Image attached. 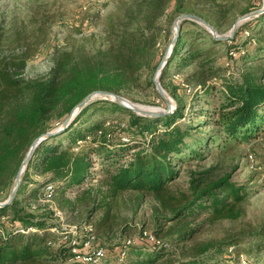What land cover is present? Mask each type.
Here are the masks:
<instances>
[{"label": "trees", "instance_id": "16d2710c", "mask_svg": "<svg viewBox=\"0 0 264 264\" xmlns=\"http://www.w3.org/2000/svg\"><path fill=\"white\" fill-rule=\"evenodd\" d=\"M172 1L135 0L136 17L127 16L130 21L125 25L115 26L113 23L110 26L112 32L116 28L120 32L113 41L109 40L105 50L99 51L94 57L84 54L57 57L50 72L41 78H20L27 66L25 56L16 58L11 63L7 60L0 61L1 203L6 202L11 195L21 164L37 138L55 130L57 124L62 125L74 108L90 94L104 91L119 95L133 81V62L145 58L146 48L143 43L147 37V26L151 27ZM175 1V9L180 13L184 0ZM212 1L218 0H210ZM203 18L210 22L208 18ZM263 19L264 13L246 22L244 27L255 31L260 25H251ZM188 22L191 20L182 21L181 28ZM192 24L198 25L193 21ZM198 29L203 33L207 32L200 26ZM250 31L245 32L251 33ZM191 36L192 34H184L181 29L170 62L185 59L180 58V51L191 40ZM149 39L155 45V39L151 36ZM233 42L230 51L240 57L246 52L247 43L250 44V41L237 44V39ZM220 43L224 42L212 39V44ZM196 56L197 54L185 60ZM166 68L167 66L161 80L166 74ZM140 69V65L136 67V71ZM262 73L263 70L261 72L255 69L244 74L242 81L227 85L223 92L219 91L217 101L208 97L210 92L215 93L214 89L208 90L206 96L202 97L206 101V108L197 114L196 124L179 123L185 119V106L180 101L177 102L174 113L160 118L138 116L107 100L95 101L83 108L63 132L44 140L36 148L16 197L11 204L0 208V264L78 261L97 249L104 251L101 261L113 257L114 251H118V259L107 260L108 264H119L126 258L129 262L125 264H162L174 255L163 242H140L153 247V252H142L141 249H131L136 242L128 245V240H124L109 251L103 246L96 249L84 248L79 242L73 246L74 240L68 232L55 237L50 232L57 228L56 224H48L47 220L28 212L29 206L42 198L50 185L54 191L60 187L68 193L82 191L85 186L95 182V191L102 196L99 207L107 209L98 224L105 237L113 231V227L109 225L110 212L117 207L119 199L124 195L136 194L138 207L143 206L149 198L159 204L162 212L167 215L161 218L172 224L165 236L177 245L193 240L201 226L189 227L188 224L202 215H208L211 221L238 219L249 193L246 188L233 184L229 176L210 180V171L192 172L190 195H174L172 188L181 174V168L205 161L214 148L229 149L232 145L258 138L264 131ZM199 93L193 91V101ZM155 95L162 100L157 92ZM100 104L110 114H126L130 119L128 127L132 130L131 136L136 139L132 140L126 130L120 129L124 122L117 118L93 119V115L104 109ZM116 126L120 129L119 133H116ZM32 176L46 178L47 182L36 185L30 182ZM195 176L198 178H193ZM33 184L36 186L28 192V187ZM90 189L84 190L78 201L92 194L93 190ZM162 227L163 225L157 226L155 235L153 234L159 241ZM128 229V226H122L119 233L121 239ZM53 239L59 241L56 251L53 250ZM245 241L232 240L218 244L213 252L202 250L190 259L165 264L237 263L241 255L264 250V225L261 230L252 234L250 244L246 247L243 246ZM74 247L77 253L73 252Z\"/></svg>", "mask_w": 264, "mask_h": 264}, {"label": "rangeland", "instance_id": "374dc122", "mask_svg": "<svg viewBox=\"0 0 264 264\" xmlns=\"http://www.w3.org/2000/svg\"><path fill=\"white\" fill-rule=\"evenodd\" d=\"M182 4L184 7L178 13L175 9L176 1L173 0L164 13L154 20L151 27L147 26V37L143 43L146 48L145 58L133 62V81L120 91L119 96L129 101L131 105L145 108L144 110L146 108L152 111L166 110L167 105L164 100L158 99L155 95L153 80L162 58L167 56L166 74L160 82L175 106L172 113L177 107V102L180 101L185 106V119L179 123L189 125L196 124L197 114L206 108V101L202 97H205V93L211 88L215 93L210 92L208 97L217 101L220 96L219 91L226 90L229 84L239 83L243 75L248 72L255 69L261 72L263 70L261 75L264 78V19L251 25V27L260 25L255 31L244 27L246 22L260 16L250 15L264 9V0H218L217 2L184 0ZM183 14L194 15L204 21L203 17L208 18L210 20L208 23L216 34L221 38L229 39L217 40L224 43L212 44L214 37L209 29L191 20L180 27V32L182 29L187 36L192 34L191 40H188L180 51V58L186 59L196 54L197 56L189 60L176 59L170 62L171 51L176 45L173 41L175 39L178 41L180 38L175 23ZM127 16L136 17L135 0H0V61L7 60L11 63L12 60L25 56L27 66L21 72L20 78L23 80L41 78L50 72L57 57L66 54L94 57L99 51L105 50L109 40L113 41L120 32L118 28L112 32L110 26L113 23L115 26L129 23L130 19ZM192 21L198 25H193ZM198 26L207 32L203 33ZM150 36L155 39V45L149 39ZM234 39H237V44L250 41L241 57L230 51ZM139 65L141 69L136 71ZM193 91L200 92L195 101H193ZM102 98L104 96L95 97L96 101L104 100ZM99 106L104 109L93 115V119L117 118L125 123L121 124L120 129L126 130V134L131 136L132 130L128 127L130 119L126 114L121 112L110 114L104 105ZM60 126L61 124H57L56 129ZM120 129L116 126V133H119ZM131 138L136 139L132 136ZM250 155L255 158V163L248 160ZM128 160L126 157V161ZM205 171H210L208 175L210 180L229 176L233 184L246 188L249 196L242 204L243 212L238 219L211 221L208 215H202L197 220L191 221L189 227L201 226V228L192 241L183 245L174 244L165 236L172 224L161 218L167 215L162 212L159 204L149 198L143 206L138 207L136 194L124 195L119 199L117 207L110 212L109 225L113 227V231L108 237L103 236L98 224L104 218L107 209L99 207L102 204V196L96 193L95 182L85 186L82 191L67 193L60 187L52 193L45 190L44 196L33 202L28 212L42 217L48 224H56L57 228L51 229L50 232L55 237L62 232H68L72 239L80 244L93 239L90 247L96 249L103 246L109 251L124 240H136L137 244L131 249L153 252L151 245H144L140 241L138 243L137 240L145 232L155 235L157 226L163 225L160 228L162 231L160 243H166L174 255L162 264L176 263L179 259H190L202 250L213 252L218 244L232 240L245 239L243 246L246 247L250 244L252 234L261 230L264 225V131L258 138L232 145L229 149L214 148L205 161L191 163L181 168V174L172 188L173 194L190 195L192 172ZM30 178V182L36 185L47 182L46 178L39 176ZM34 184L28 187V192L36 186ZM90 188L93 190L92 194L78 201L84 190H91ZM57 212L61 215H56ZM122 226H128L129 229L121 239L119 233ZM54 241L55 239L52 246L56 251L59 248V241H55L56 244ZM244 258L245 264H264V250L259 253L253 251ZM117 259L118 251L115 250L113 257H107L99 264H108L107 260ZM128 262L126 258L119 264ZM53 264L88 263L79 259L78 261L58 260Z\"/></svg>", "mask_w": 264, "mask_h": 264}, {"label": "water", "instance_id": "95a60500", "mask_svg": "<svg viewBox=\"0 0 264 264\" xmlns=\"http://www.w3.org/2000/svg\"><path fill=\"white\" fill-rule=\"evenodd\" d=\"M262 13H264V9H262L260 11H257V12L253 13L250 16H258V15H261ZM185 20H193V21H197V22L205 25L209 29V31L213 34L214 40H228L229 39V38H221V37H219L216 34L215 30L211 27V25L208 22L204 21L203 19H201V18H199L197 16L189 15V14H183L182 16H180L177 19V21L175 23L177 34H179V32H180V27H181L180 23L182 21H185ZM173 42L176 43L177 39H175ZM172 51H171V53H172ZM167 63H168V57L164 56L162 58V61L160 62L159 66H158V69H157V72H156V76H155V78L153 80V83H154L155 88H156V92L159 94V96L164 100V102L167 105V109L166 110H163V111L144 110V109H141L140 107H138L136 105L129 104V101H127L123 97H121V96H119L117 94H114V93H109V92H104V91H97V92H94V93L90 94L85 100H83L80 104H78L74 108V110L64 120V122L62 123V125L59 128L41 135L39 138H37L34 141V143L32 144V146L29 149L27 155L25 156V158H24V160H23V162L21 164V167H20V169H19V171L17 173L16 180H15V187H14L9 199L6 202H2V203L0 202V208H4V207L8 206L9 204H11V202L16 197L18 188H19V186L21 184V181H22V178H23V174L25 173V171H26V169H27V167H28V165L30 163V160L33 157V154H34L36 148L44 140H46V139H48V138H50V137H52L54 135H57V134L63 132L70 125V123L74 120L75 116L83 108H85L86 106H88L92 102L96 101L95 97L97 95L104 96V98H102V99L110 101V102H113V103H115V104H117V105H119V106H121V107H123L125 109H128V110L132 111L133 113H135L138 116H142V117H146V118H160V117H164V116H166L168 114H171L173 112V109H174L175 106L173 104V101L167 96V94H166L165 90L163 89V87L161 85V82H160L162 73L165 70V67H166Z\"/></svg>", "mask_w": 264, "mask_h": 264}, {"label": "built area", "instance_id": "2783aa9c", "mask_svg": "<svg viewBox=\"0 0 264 264\" xmlns=\"http://www.w3.org/2000/svg\"><path fill=\"white\" fill-rule=\"evenodd\" d=\"M232 55H233V54H232ZM234 56H235V55H234ZM77 150H78V149H76V151H77ZM248 160H249L250 162H252V163H255V161H256L255 158H253L252 155H250V156L248 157ZM46 191H47L48 193H52V192L54 191L53 186H52V185L48 186L47 189H46ZM56 215H59V216H60L61 213H60V212H57ZM91 240H93V239H91ZM91 240H88L87 242H85V243L83 244L84 248H91V247H90V245H91V243H92ZM144 240L147 241V242H149V243L160 244V241L157 240L153 234H148L147 232L143 233V234L139 237V241H140V242H143ZM135 241H136V240H128V241H127V244H128V245H131V244L135 243ZM76 243H77V241L74 240V242H73V246H75ZM73 252H74V253H77V249H76V247H74ZM230 252H231V251H230ZM103 256H104V251H103L102 249H97V250L93 251V252L91 253V255H88V256L83 257V260H84L85 262L89 263V264H98V263L101 261V259L103 258ZM123 256H124V254H123ZM244 257H245L244 255H241L240 260H239L237 263L227 262L226 264H245V258H244Z\"/></svg>", "mask_w": 264, "mask_h": 264}, {"label": "bare ground", "instance_id": "6f19581e", "mask_svg": "<svg viewBox=\"0 0 264 264\" xmlns=\"http://www.w3.org/2000/svg\"><path fill=\"white\" fill-rule=\"evenodd\" d=\"M130 103V102H129ZM143 109H145V108H143ZM146 110H147V108H146Z\"/></svg>", "mask_w": 264, "mask_h": 264}]
</instances>
